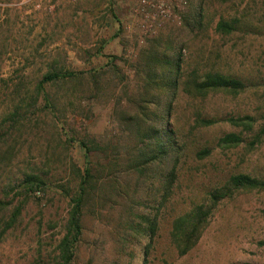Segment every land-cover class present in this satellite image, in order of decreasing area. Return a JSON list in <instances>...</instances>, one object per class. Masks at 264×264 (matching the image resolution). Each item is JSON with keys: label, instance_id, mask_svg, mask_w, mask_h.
Here are the masks:
<instances>
[{"label": "rangeland", "instance_id": "rangeland-1", "mask_svg": "<svg viewBox=\"0 0 264 264\" xmlns=\"http://www.w3.org/2000/svg\"><path fill=\"white\" fill-rule=\"evenodd\" d=\"M185 2L179 21L146 38L133 14L136 0H0V201L6 203L0 207V264H57L78 171L88 167L84 146L93 163L108 165L106 176L113 151L120 189L136 201L150 199V180L121 176L140 148L126 121L138 115L131 100L147 94L158 98L153 105L163 104L161 68L154 80L147 73L172 43L183 46V79L195 70L219 73L242 82L244 90L196 99L182 83L177 89L168 126L185 144L184 153L147 264H264V187L247 192L229 185L239 174L264 183V0ZM221 21L236 31L219 34ZM48 73L69 77L40 88ZM150 80L156 81L152 87ZM247 116L255 119L252 131L228 122ZM198 118L214 124L198 127ZM228 134L239 135L242 144L219 147ZM204 149L211 155L199 159ZM28 175L43 178L46 187L18 194ZM105 193L85 207L77 264H135L126 254L133 244L123 251L111 233L126 201L108 213L106 201L116 192ZM214 193L226 197L215 200ZM20 206L21 216L5 232ZM199 206L209 223L196 247L180 256L170 238L172 223Z\"/></svg>", "mask_w": 264, "mask_h": 264}, {"label": "trees", "instance_id": "trees-1", "mask_svg": "<svg viewBox=\"0 0 264 264\" xmlns=\"http://www.w3.org/2000/svg\"><path fill=\"white\" fill-rule=\"evenodd\" d=\"M216 31L222 35H232L236 31V26L226 21H221ZM183 46L172 43L165 47V54L162 56L160 65L156 63L149 65L150 72L147 73L148 79L154 80L161 68V80L164 85V93H161L163 104H154L156 97L146 96L141 100H131L130 104L138 115L134 118L129 117L126 121L131 129V135L139 139V151L134 154V158L127 163L126 175L136 174L140 178L150 180V199L142 198L137 201L129 194V189H120V171L118 166L117 155L112 151V158L109 165L112 167L106 176L108 165H104L98 160L93 163L89 157L90 149L86 150L87 165L84 172L78 171L79 187L76 194L71 198L70 209L67 218L66 232L58 245L57 264H77L81 247L85 240L87 231L85 221V207L87 203L95 198L97 193L106 194L105 190L113 194L114 198H109L106 202L111 203V209L103 210L108 213L114 211L121 201L122 213L119 223L112 229V236L116 242L122 247L123 251L130 250V246H134V250L130 255L135 264H147L148 256L155 243L161 223V214L169 201L173 186L178 177V167L184 153V143L176 137V131L168 126L173 112V102L177 97V89L182 83L184 93L193 98H205L212 93L225 92L238 95L244 90V84L239 80L224 76L219 73L205 72L200 73L199 70L193 71L183 79L182 56ZM155 59V58H154ZM153 59V60H154ZM152 60L150 59V62ZM69 76L57 73H48L40 83V88L48 83H53L61 78L66 79ZM72 77V76H71ZM165 81L163 80V78ZM156 82V81H151ZM160 83V82H157ZM153 84L150 85L152 87ZM148 88V87H146ZM162 92V90H161ZM149 93V92H146ZM156 113V119L150 118V112ZM154 107V110H151ZM233 126L242 128L245 131H252L255 126V119L252 117L231 118L228 120ZM213 121L198 118L196 125L198 127H209L213 125ZM1 138V137H0ZM242 138L237 134H228L219 140V147L222 149L237 148L242 144ZM109 148V147H107ZM103 151V149H100ZM211 155L210 149H204L197 153L199 159H205ZM109 167V168H110ZM130 177V176H128ZM110 183V186L106 184ZM229 185L235 191H253L264 187V183L247 175L239 174L232 176ZM128 186L127 184L124 186ZM46 187L43 178L34 175H28L17 187L22 193L34 194L42 188ZM153 191V194H152ZM136 192H138L136 190ZM109 193V194H110ZM228 195V194H227ZM215 200L226 197V194H213ZM101 202V201H100ZM148 206V211H136V206ZM5 202L0 201V207L4 208ZM135 206V208H134ZM106 204L101 206L105 209ZM22 207H17L12 213L8 223H6L5 232L12 228L21 216ZM208 212L203 206L196 207L191 212L175 219L172 223L170 238L173 246L180 256L187 255L198 244L202 234L208 225ZM142 261L139 262V258Z\"/></svg>", "mask_w": 264, "mask_h": 264}, {"label": "built area", "instance_id": "built-area-1", "mask_svg": "<svg viewBox=\"0 0 264 264\" xmlns=\"http://www.w3.org/2000/svg\"><path fill=\"white\" fill-rule=\"evenodd\" d=\"M186 5L185 0H136L133 14L140 32L152 38L168 24L179 21Z\"/></svg>", "mask_w": 264, "mask_h": 264}]
</instances>
